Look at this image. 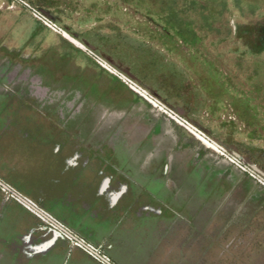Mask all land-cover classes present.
<instances>
[{
	"label": "rangeland",
	"instance_id": "rangeland-1",
	"mask_svg": "<svg viewBox=\"0 0 264 264\" xmlns=\"http://www.w3.org/2000/svg\"><path fill=\"white\" fill-rule=\"evenodd\" d=\"M5 154L123 194L124 264H264V0H0ZM6 171L0 264H59Z\"/></svg>",
	"mask_w": 264,
	"mask_h": 264
},
{
	"label": "crops",
	"instance_id": "crops-1",
	"mask_svg": "<svg viewBox=\"0 0 264 264\" xmlns=\"http://www.w3.org/2000/svg\"><path fill=\"white\" fill-rule=\"evenodd\" d=\"M1 166L7 167V183L25 199L40 203L52 219L48 221L53 227L42 226L37 245L42 251L57 252L59 264H103L86 253V247H93L108 258L107 264H124L123 194L116 198L102 195L104 187L97 184L96 175L78 165H54L45 174L43 184L33 187L18 185L10 178V171L19 170L10 155H3L2 165L0 158Z\"/></svg>",
	"mask_w": 264,
	"mask_h": 264
},
{
	"label": "built area",
	"instance_id": "built-area-1",
	"mask_svg": "<svg viewBox=\"0 0 264 264\" xmlns=\"http://www.w3.org/2000/svg\"><path fill=\"white\" fill-rule=\"evenodd\" d=\"M86 251L95 259H98L101 261L103 264L108 263V258H106L104 255H102L98 250H96L93 247H86Z\"/></svg>",
	"mask_w": 264,
	"mask_h": 264
},
{
	"label": "bare ground",
	"instance_id": "bare-ground-1",
	"mask_svg": "<svg viewBox=\"0 0 264 264\" xmlns=\"http://www.w3.org/2000/svg\"><path fill=\"white\" fill-rule=\"evenodd\" d=\"M136 92L141 93L138 89H135ZM142 94V93H141ZM202 140V139H201Z\"/></svg>",
	"mask_w": 264,
	"mask_h": 264
}]
</instances>
